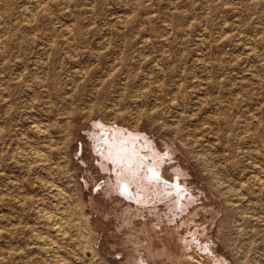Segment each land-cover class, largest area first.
Here are the masks:
<instances>
[{"label": "rangeland", "instance_id": "rangeland-1", "mask_svg": "<svg viewBox=\"0 0 264 264\" xmlns=\"http://www.w3.org/2000/svg\"><path fill=\"white\" fill-rule=\"evenodd\" d=\"M56 260L264 264V0H0V264Z\"/></svg>", "mask_w": 264, "mask_h": 264}, {"label": "bare ground", "instance_id": "bare-ground-1", "mask_svg": "<svg viewBox=\"0 0 264 264\" xmlns=\"http://www.w3.org/2000/svg\"><path fill=\"white\" fill-rule=\"evenodd\" d=\"M36 1V0H35ZM172 3V2H171ZM22 10V9H21ZM32 15V14H31ZM30 16V15H29ZM25 20V19H24ZM27 22V21H26ZM220 27V26H219ZM201 31V30H200ZM197 32V31H196ZM242 33V32H241ZM149 38V37H148ZM142 39V38H141ZM245 43V42H244ZM190 47V46H189ZM211 47V46H210ZM160 48V47H159ZM242 48V47H241ZM190 49V48H189ZM256 49V48H255ZM202 51V50H201ZM180 53V52H179ZM258 56V55H257ZM153 61V60H152ZM153 62H155V61H153ZM189 63V62H188ZM150 64V63H149ZM148 66V65H147ZM249 67V66H248ZM151 69H152V66L150 67ZM252 68V67H251ZM155 70V69H154ZM154 70L152 69L151 71H153L154 72ZM159 71V70H158ZM258 72V71H257ZM78 72L76 71V74H77ZM82 73V71L80 70V74ZM79 74V73H78ZM82 75H80V77H81ZM82 78V77H81ZM179 78V77H178ZM175 84V83H174ZM199 85V84H198ZM243 88V87H242ZM186 91V90H185ZM228 91V90H227ZM179 93V92H178ZM215 103V102H214ZM211 109V108H210ZM195 112V111H194ZM100 123H97V125H99ZM101 125V124H100ZM33 126V125H32ZM47 127V126H46ZM95 127V126H94ZM102 127V130L101 131H103V133H104V137H103V139L101 138V140H99L98 141V143H97V145H96V150H97V153H103L104 151H106V153L105 154H107V160H110V161H112V162H114L115 164H117V165H121V166H125L124 168H125V171L127 170L126 168H129V170L128 171H126V173L127 174H130V173H134V171H138V169L140 168L139 167V165L138 166H136L139 162H141V161H139L140 159H141V155H142V150H143V148H145L143 145H140L138 142L139 141H137L139 138L137 137V135H135L136 137H134L132 134H131V132H130V134L131 135H127L126 136V138L124 137V138H121L119 141L117 140V138H119V137H117L118 135H117V133H118V131H116L117 129H115V130H111L110 128H105V126H101ZM254 128V127H253ZM123 130V129H122ZM121 131V130H120ZM120 131H119V133H120ZM122 132H124V131H122ZM102 133V132H101ZM123 134V133H122ZM121 134V135H122ZM97 136L98 135H100V133L99 134H96ZM140 136V135H139ZM142 136V135H141ZM96 137V136H95ZM97 138V137H96ZM138 138V139H137ZM203 139V138H202ZM143 140V139H142ZM144 141V140H143ZM146 141V140H145ZM96 142H97V140H96ZM147 142V141H146ZM205 142V141H204ZM150 143V142H149ZM209 143V142H208ZM144 145H146V143L144 144ZM147 145H148V143H147ZM19 146V145H18ZM17 147V146H16ZM39 147V146H38ZM152 147V146H151ZM150 147V148H151ZM32 149V148H31ZM36 149V148H35ZM146 149V148H145ZM152 149V148H151ZM150 149V150H151ZM148 150V149H147ZM152 151V150H151ZM221 151V150H220ZM157 152V151H156ZM156 152H155V155H156ZM32 153V152H31ZM153 153V152H152ZM34 154V153H33ZM38 154V153H37ZM147 154H148V151H147ZM154 154V153H153ZM39 155V154H38ZM146 155V154H145ZM250 155V154H249ZM162 156V155H161ZM102 157H104V154H103V156H100V158H102ZM106 157V156H105ZM105 157L103 158L104 160H105ZM143 157V156H142ZM153 157H154V155H153ZM145 158V157H144ZM147 158V157H146ZM154 158H156V160H158V158L157 157H154ZM161 158V157H160ZM159 158V159H160ZM45 159V158H44ZM28 160V159H27ZM46 160V159H45ZM106 160V161H107ZM147 160V159H146ZM151 160H152V158H151ZM163 160V159H162ZM162 160H160V161H162ZM109 161V162H110ZM153 161V160H152ZM108 162V161H107ZM156 162V161H155ZM159 162V161H158ZM142 163V162H141ZM144 163V162H143ZM32 164V163H31ZM61 164V163H60ZM140 164V163H139ZM151 164V163H150ZM152 165H154V164H152ZM152 165L150 166V168H148L149 166L148 165H146L147 167H145L149 172L148 173H146V174H148L147 176L148 177H150V181H153L154 183H161L162 185L163 184H165L164 185V187H169L170 189H172L173 188V191H175V195L176 196H178V198L179 199H181V197H183L182 196V192H183V189H185V191H187L186 190V188H183L182 187V185L180 186L177 182L178 181H175L174 183H169V182H167V180L162 176V174L159 172V171H157V169H154L155 168V166L154 167H152ZM157 165V164H156ZM159 165V164H158ZM105 166V165H104ZM108 166V165H107ZM136 166V167H135ZM140 166H141V164H140ZM114 167V166H113ZM117 167V166H116ZM116 167H114L115 169L114 170H116ZM143 167V166H142ZM157 167V166H156ZM160 168H162V166L160 165ZM119 169H121V168H119ZM123 169V168H122ZM143 170V169H142ZM141 170V171H142ZM160 170V169H159ZM121 171V170H120ZM125 171L124 170H122L121 171V173L122 172H124V175H127L126 173H125ZM116 173V172H115ZM137 173V172H136ZM139 173V172H138ZM141 173V172H140ZM139 173V174H140ZM118 174H119V172H118ZM118 174H117V176H118ZM178 174V173H177ZM180 174V173H179ZM253 174V173H252ZM36 175V174H35ZM116 175V174H115ZM130 175H132V174H130ZM137 175V174H136ZM136 175H132L133 177H137ZM143 175H145V172H144V174ZM116 176V177H117ZM129 176V175H128ZM127 176V177H128ZM146 176V175H145ZM146 176V177H147ZM125 177V176H124ZM126 177V178H127ZM131 177V176H130ZM147 177V178H148ZM139 178V177H138ZM138 178H137V181H138ZM146 178V179H147ZM121 179H122V175H121ZM134 179H136V178H134ZM141 179H142V176H141ZM141 179H139L140 180V182H143V181H141ZM149 179V178H148ZM148 179H147V182H149L150 183V181H148ZM118 180V179H117ZM124 180V179H123ZM126 180V179H125ZM127 180H128V178H127ZM143 180V179H142ZM144 180H145V178H144ZM132 181H133V178H132ZM136 181V180H135ZM134 181V182H135ZM223 181V180H222ZM145 182V181H144ZM144 182H143V184H144ZM152 182V183H153ZM119 183H121V182H119ZM118 184V183H117ZM122 185H120L121 186V188H122V190L124 191V193L126 194V195H131V186H129V184L127 183V181H124V182H122L121 183ZM135 184V183H134ZM142 184V183H141ZM119 185V184H118ZM138 185H139V183H138ZM149 185V184H148ZM153 184H150V186H152ZM155 185V184H154ZM153 185V186H154ZM49 186V185H48ZM114 186V185H113ZM115 186H116V184H115ZM137 186V185H136ZM52 187V186H51ZM144 187H146V184L144 185ZM155 187V186H154ZM58 188H59V186H58ZM139 188H141L140 186H139ZM143 188V187H142ZM148 188V187H147ZM150 189V188H149ZM166 189V188H165ZM165 189H163V190H165ZM169 189V190H170ZM58 190V189H57ZM114 190V189H113ZM112 190V191H113ZM119 190V189H118ZM121 190V193L120 194H122V195H124L125 196V194H123L122 191ZM144 190H145V188H144ZM156 190V192H157V189H155ZM161 190V189H160ZM120 191V190H119ZM166 191V190H165ZM137 192V191H136ZM143 192V191H142ZM155 192V193H156ZM169 192V191H168ZM167 192V193H168ZM139 193V192H138ZM138 193H136V194H138ZM149 193V192H148ZM154 193V192H153ZM161 193H165V192H161ZM160 193V195L162 196V194ZM171 193H173V192H171ZM185 193V192H184ZM187 193V192H186ZM58 194V193H57ZM140 194V193H139ZM169 194V193H168ZM61 195V194H60ZM164 196H165V194H163ZM168 196V195H167ZM62 197V196H61ZM129 197V196H128ZM134 197V196H133ZM148 197H149V195H148ZM147 197V198H148ZM150 197H152V196H150ZM156 197V196H155ZM155 197H154V199H155ZM169 197V196H168ZM185 197V196H184ZM126 198V197H125ZM142 198V197H141ZM143 198H145V197H143ZM147 198H145V200L144 201H147L148 199ZM159 198V197H158ZM177 198V199H178ZM132 199V198H131ZM147 199V200H146ZM162 199V198H161ZM160 199V200H161ZM169 199V198H168ZM167 198H166V200H168ZM133 200V199H132ZM157 200V199H156ZM159 200V201H160ZM163 200H165V199H163ZM137 201V200H136ZM139 201V200H138ZM179 200H177V202H178ZM180 201H182V200H180ZM179 201V202H180ZM134 202H135V200H134ZM171 202V201H170ZM173 202H175V201H173ZM60 203V202H59ZM182 203V202H181ZM180 203V204H181ZM144 204V203H143ZM170 204V203H169ZM175 204V203H174ZM179 204V203H178ZM175 206H177V205H175ZM178 206H180V205H178ZM184 206V205H183ZM172 207H173V204H172ZM51 208V207H50ZM57 208H58V206H57ZM174 208V207H173ZM179 208H181V207H179ZM253 209V208H252ZM78 212V211H77ZM41 214V213H40ZM60 214V213H59ZM45 216V215H44ZM55 217V216H54ZM44 218V221L46 222V225L48 224L50 227H53L54 229H56L55 231H58V232H60V231H62V227L60 226V221H58L56 218H53L52 216H49V215H47V216H45V217H43ZM60 220V219H59ZM43 221V222H44ZM7 227V226H6ZM63 232V231H62ZM49 244H50V242H49ZM47 245H48V243H47ZM190 246V245H189ZM188 246V247H189ZM160 253V252H159ZM49 255V254H48ZM162 255V254H161ZM194 255V254H193ZM46 256V255H45ZM83 256V255H82ZM199 255H197V257H198ZM195 257V256H194ZM15 258V257H14ZM64 259V258H63ZM81 259V258H80ZM198 260H199V258H197ZM176 260V259H175ZM203 260V259H202ZM204 261V260H203ZM55 264H62V262L60 261V260H56L55 262H54ZM203 263V262H202ZM201 263V264H202ZM51 264V263H50Z\"/></svg>", "mask_w": 264, "mask_h": 264}]
</instances>
